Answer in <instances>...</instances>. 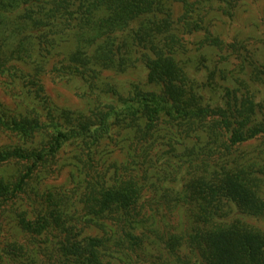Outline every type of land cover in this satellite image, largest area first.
<instances>
[{
  "label": "trees",
  "instance_id": "1",
  "mask_svg": "<svg viewBox=\"0 0 264 264\" xmlns=\"http://www.w3.org/2000/svg\"><path fill=\"white\" fill-rule=\"evenodd\" d=\"M179 1V31L232 50L204 18L230 17L238 0ZM173 29L163 0H0V88L9 100L0 99L9 139L0 166H15L0 175V264H264V231L245 220L264 218V162L237 150L264 137V101L238 73L235 89L195 88ZM133 61L157 91L133 84L126 95L111 86L103 94L93 82L95 67L122 72ZM237 67L242 74L246 65ZM43 73L82 81L93 107L55 104ZM201 137L218 148L215 158L193 153ZM176 144L178 159L166 158ZM65 152V186L47 185ZM154 169L185 177L151 191ZM162 201L169 215L182 209L183 222L167 225Z\"/></svg>",
  "mask_w": 264,
  "mask_h": 264
},
{
  "label": "rangeland",
  "instance_id": "2",
  "mask_svg": "<svg viewBox=\"0 0 264 264\" xmlns=\"http://www.w3.org/2000/svg\"><path fill=\"white\" fill-rule=\"evenodd\" d=\"M163 2L169 7L170 17L174 26L173 32L178 38L177 45H180V52H182L180 57L190 68L189 73L193 77L195 88H199V85L201 87L206 85L208 88L205 87V90L211 92L212 95L218 94L224 87L235 89L238 84L233 83L230 76L233 73H238L240 77L246 80L250 77L252 78L253 83L247 80V87H249L250 92L253 94V100L256 102L264 101V0H238L230 17L213 10L205 15L204 22L210 33L226 43H231L232 50L230 48L221 50L215 47H204L201 43L203 36L201 32L183 34L178 29L181 2L179 0H163ZM226 54L231 57H229V60H226L224 57L222 58ZM240 62L246 65L242 74L237 72V65ZM47 68H49V65ZM94 72L96 76L93 82L96 81L98 89L102 90L103 94H106L107 88L111 86L118 93L126 95L133 84L142 89L158 90L157 86L146 82V68L139 61H133V64L122 72L97 67L94 68ZM224 76H227V78H224ZM40 77L46 93L55 104L84 113L93 107L90 95L94 94L86 91L87 87L82 81L52 79L51 75L47 73H43ZM262 80L263 83L261 84ZM205 93L204 95H206ZM0 99L9 104V100H7L1 88ZM162 131L165 130L162 129L161 133ZM167 132L174 139V135L180 133L175 129L167 130ZM174 139L171 142H174ZM176 139L182 142L185 141L180 138ZM8 141L9 139L5 135L0 134V145L6 144ZM185 143L189 145L187 140ZM206 143L207 140L204 141V138L201 137L197 142V145L201 147H197L195 142L193 153H199V156H196L199 159L215 158L218 148L216 150H209ZM165 147L167 148L168 146ZM165 147L163 148L166 149ZM182 147V144H176L174 150H171L169 147L166 158L177 160ZM237 150L241 155L240 157L247 161L258 160L259 162H264V137L248 140L240 145ZM70 154V152H65L60 156L58 162L63 164L59 165L61 167H59L57 176L50 178V183L47 185L53 187L65 186L68 173L72 168L68 164L69 159L67 158ZM112 154L119 153L113 152ZM116 157L119 159L120 156ZM13 169H15V166L12 164L0 166V175L7 174ZM184 171L179 173L176 169L172 170L170 179H168V177L164 178L165 174L161 170H151L149 178L151 180V191L153 190V185H159L164 182H167L169 188H175L177 181H181L185 177ZM159 176L160 178L157 179ZM152 182L155 183L152 184ZM147 194L150 195L149 190ZM259 195L264 199V177L259 189ZM171 207V203L162 201V211L166 210V214L164 215L166 223L170 227L177 225V221L183 222L182 209L176 208V211H173L169 215ZM245 220L264 231V218L246 217Z\"/></svg>",
  "mask_w": 264,
  "mask_h": 264
}]
</instances>
